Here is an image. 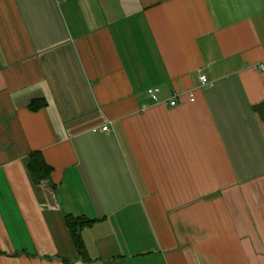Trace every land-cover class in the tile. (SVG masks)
I'll list each match as a JSON object with an SVG mask.
<instances>
[{
  "label": "crops",
  "instance_id": "1",
  "mask_svg": "<svg viewBox=\"0 0 264 264\" xmlns=\"http://www.w3.org/2000/svg\"><path fill=\"white\" fill-rule=\"evenodd\" d=\"M261 66L264 0H0V264H264Z\"/></svg>",
  "mask_w": 264,
  "mask_h": 264
},
{
  "label": "trees",
  "instance_id": "2",
  "mask_svg": "<svg viewBox=\"0 0 264 264\" xmlns=\"http://www.w3.org/2000/svg\"><path fill=\"white\" fill-rule=\"evenodd\" d=\"M46 104L43 101H32L28 109L36 112L44 108ZM27 170L34 185L42 183H50V175L52 168H50L44 161L42 155L38 152L31 153L28 158ZM65 226L70 234L74 247L78 256L84 260H89L83 240L82 232L90 228L94 222L85 218H74L72 216H64Z\"/></svg>",
  "mask_w": 264,
  "mask_h": 264
},
{
  "label": "built area",
  "instance_id": "3",
  "mask_svg": "<svg viewBox=\"0 0 264 264\" xmlns=\"http://www.w3.org/2000/svg\"><path fill=\"white\" fill-rule=\"evenodd\" d=\"M260 69L262 71H264V67L261 66ZM199 82H200V85L201 86H207V85H210L212 86L211 84H209L208 80L206 79L205 76H200L199 77ZM159 95H160V90L159 88H149L146 90V96L147 98L150 100L151 103L153 104H158L160 103V98H159ZM187 97L189 98V101L190 102H193V94L191 92H188L187 94ZM178 99H179V96H172L169 100H167L166 102H162L164 105L170 107V108H173V107H176L177 104H178ZM142 111H145V108L142 109ZM101 131L102 132H108L109 131V127L108 125H105L101 128Z\"/></svg>",
  "mask_w": 264,
  "mask_h": 264
}]
</instances>
